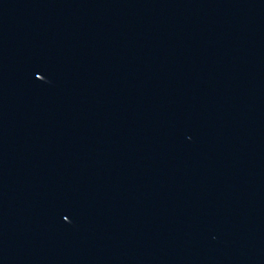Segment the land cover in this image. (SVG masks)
I'll return each instance as SVG.
<instances>
[{
  "label": "water",
  "instance_id": "obj_1",
  "mask_svg": "<svg viewBox=\"0 0 264 264\" xmlns=\"http://www.w3.org/2000/svg\"><path fill=\"white\" fill-rule=\"evenodd\" d=\"M0 264H264V0H0Z\"/></svg>",
  "mask_w": 264,
  "mask_h": 264
}]
</instances>
